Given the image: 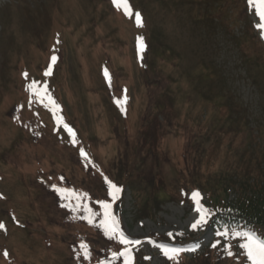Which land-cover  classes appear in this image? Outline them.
Wrapping results in <instances>:
<instances>
[{"label":"rangeland","instance_id":"obj_1","mask_svg":"<svg viewBox=\"0 0 264 264\" xmlns=\"http://www.w3.org/2000/svg\"><path fill=\"white\" fill-rule=\"evenodd\" d=\"M207 1L129 0L132 12L140 13L138 26L135 15H126L113 0H0V264H78L69 244L80 250V238L88 233L98 239V250L106 241V252L115 243L125 245L123 250L137 248L136 256L148 264H173L165 253L178 250L156 236L191 237L184 251L188 258L212 244L210 213L206 224L191 228L199 213L191 190L179 195L183 178L178 177L186 171V151L198 149L214 121L225 123L212 101L233 98L244 110L242 126L248 121L264 130V66L256 63L257 40L249 33L259 22L255 8L246 18L241 7L222 12L227 0ZM255 30L257 37L262 30ZM33 80L47 85L43 103L28 90ZM209 93L212 100L206 102ZM152 100L162 110L150 107ZM126 129L136 145L142 131L153 145L144 149L153 156H129L130 161L124 156L113 167L121 141L113 134ZM81 164L84 180L92 174L99 181L87 180L96 190L79 187L89 196L80 206L90 209L85 213L92 218L70 199L79 184L70 168ZM126 164L131 173L140 167L135 185ZM108 174L122 185L115 200L106 189L98 190ZM199 194L209 210L205 194ZM228 201L234 204V193ZM100 202L111 205L108 212L119 231L139 243H121L118 234L110 238L109 226L95 231L100 211L106 219ZM83 244L84 262H91L94 243Z\"/></svg>","mask_w":264,"mask_h":264},{"label":"trees","instance_id":"obj_2","mask_svg":"<svg viewBox=\"0 0 264 264\" xmlns=\"http://www.w3.org/2000/svg\"><path fill=\"white\" fill-rule=\"evenodd\" d=\"M207 2L213 4L209 0ZM230 6L236 8L241 7L242 15L246 18L247 16L249 17L250 6L247 0H227L221 5L222 12L226 11L227 7ZM253 32H256L255 26L251 25V31L249 33L254 35V39L257 40L258 56L256 63L258 66H264V37L261 35V32H259L258 35L256 34L257 37ZM245 55L249 59L254 57L249 51L245 52ZM191 80L192 78H190V82ZM149 82L150 81L146 82L147 86ZM210 95L211 93L206 94V99H204L206 102L212 100V98L209 97ZM222 99H225L226 103H218ZM212 105L210 107L214 112L222 114V117L225 118V123L221 125L218 121H214L201 136L202 142L197 146L198 149L193 150V152L190 151L191 155L189 151H186L184 157L186 171L181 173L178 177L183 179H181L180 185L182 187L180 190L179 185H177V192L179 190V195H181V192L187 193L191 190L192 192L202 191L205 194L208 203L211 205L209 213L211 215V227L215 230V239L212 244L205 249L203 254L200 255L198 253L195 254V257L188 258L184 255V251H186V245L191 244V237L180 234L168 235L167 237L156 236L157 240L177 246L178 252H168V256L170 257L169 261L173 264H182L185 259H187L188 264H198V261L207 264H250L244 254V250L238 247V244L242 241L232 237V230L254 231L258 236L264 237V130H262L261 127H250L248 121L247 125L242 126L244 123L242 117L244 115V110H241L234 99L227 95L226 97L219 98L217 101H212ZM154 106L162 110L161 104L158 101L155 102L152 100L150 102V107ZM147 118L148 117L145 118L143 124V131L145 132L148 121ZM226 124H229L228 130H224ZM123 132L125 134L119 133V131H115L113 134L121 139L118 153L116 152L114 159L110 161L113 167L119 165V162L124 156H126V161H130L129 156L141 155L146 160H149V158L153 156L150 149L148 151L144 149V146L152 145V143L148 141V137L145 136L142 131L137 133V135L140 133L137 137V145L140 146V148L135 143L131 142L129 138L130 131L128 129ZM153 132L154 131H152V133ZM150 136L152 138L153 135L151 134ZM143 141H145V143H143ZM132 147L139 148V150L133 151L131 150ZM191 156L193 158L192 160H190ZM116 158H118V161ZM144 164L146 163L142 165ZM126 165L128 170H130V173L127 171L128 180L132 181L133 185H135L138 179L135 173L139 171L138 169L140 167H137V170L131 173L134 169L131 165ZM84 168L85 164L73 165L70 168L72 177H75L77 180L76 182L79 183L76 184L78 187L76 185L74 186L72 190L74 194L70 196V199L71 202L80 207L81 213L86 214L85 210H82L80 204L86 201L89 196H86V191H80L79 187L85 184L88 188L96 190V186L90 184L87 180L93 179V182L99 181L98 179L95 180V175L92 174H89V178L84 180L86 178L82 170ZM150 173L151 170L148 175ZM142 174H144V171L140 172L138 186H140L141 181L143 182L144 180ZM108 181L112 184L115 182L119 188L122 187L119 177L113 178L108 174L107 179L102 182L104 183L103 187H99L98 190L101 188L106 189L107 194H109L110 187ZM80 182H82V184ZM233 193L236 198L234 204L228 201V197ZM93 200L95 199L93 198ZM66 204L69 206L70 203L68 202ZM57 205L59 204L57 203ZM72 209L74 213L78 211V208L74 209L70 207V211ZM65 211V208L59 210L61 215H64ZM87 214L92 218L91 213ZM98 217L101 221L98 222V219L96 220L97 225L95 231L105 226H109L110 229V222L102 217V211H100ZM72 221L73 220L67 216V222L70 223L71 226H73L71 224ZM70 225H66V228L68 229L71 227ZM223 232H228V235H217V233ZM110 237L113 239L111 230ZM98 238L100 239L101 237ZM80 239L82 243H79V247L83 242L89 241H92L94 245L91 246L93 250L89 252L91 262H84L86 257L82 256H87V253H85L84 249L81 247L80 250H77L75 246L73 247L74 242L70 241L69 245H71L70 250H72V252L77 254H79L80 251L82 252V254H79L81 256L76 258V255L71 252L73 256L72 260L76 261L78 264H148L144 256H136L138 252L137 248L131 250L126 248L123 250L126 247L125 245L120 244L117 246L115 243V247L106 252L105 250L108 249L107 241L106 244L103 245V248L99 250L97 249L98 246L97 248L94 247L98 243V239L94 238V233L91 235L88 233ZM213 244L216 246L213 247ZM229 244L231 245L232 255H228L226 251ZM121 251L123 256H118ZM114 253L116 255H113ZM114 256H117V258Z\"/></svg>","mask_w":264,"mask_h":264},{"label":"snow or ice","instance_id":"obj_3","mask_svg":"<svg viewBox=\"0 0 264 264\" xmlns=\"http://www.w3.org/2000/svg\"><path fill=\"white\" fill-rule=\"evenodd\" d=\"M248 2H249L250 7L255 8V15L259 18V22L255 26L258 29L262 30L261 35L264 36V0H248ZM113 3L117 7H122L126 15L132 16L134 14L137 25L142 26L140 13L132 12L129 0H113ZM138 40H142V38H138ZM55 60H56V56L54 55L52 57V61L55 62ZM50 72H51V67L49 68L48 72L45 73V75L50 74ZM105 76L106 78L108 77L106 70H105ZM28 90L32 93V95L37 97V100L40 103H43L45 97L48 96L47 85L46 84L41 85L40 82L35 81V80H33L28 85ZM51 103L54 104V101H51ZM64 127L69 131L70 134H72L71 129H68L67 125H65ZM81 154L86 157V154L83 153V150H81ZM108 183L110 187L109 195L112 196L113 200H115L118 198V194L120 193L121 189L115 184H112L110 181H108ZM57 191H66V190L58 189ZM199 196H200L199 192L192 193V199L196 203V211L199 213V217L191 224V228L193 230H196L198 227H202L204 224H206L207 216L209 215V210L204 208L203 205L199 203V199H198ZM100 203L102 207L105 209L106 221L107 220L111 221V224H110L111 232L113 234L119 235L120 242L121 243H139V241H133V240L128 239L127 237L124 236L122 231H119V228H118L119 222L114 217H111L110 213L108 212V210L111 208V205L105 202H100ZM85 210L90 211V209H85ZM0 227H2V225H0ZM217 235L227 236L228 232L217 233ZM232 237L238 238L240 241H242L241 243L238 244V247L244 250V254L246 255L250 264H264V237L258 236L254 231L250 232V231H236V230H232ZM215 246L216 245L213 244V247ZM81 248L86 250L87 246L84 244H81ZM172 251L178 252L179 250L173 249ZM226 251L228 255H232L230 244L226 248ZM165 254L167 255L168 253H165ZM5 255H7V253H5ZM113 255H116V254L114 253Z\"/></svg>","mask_w":264,"mask_h":264}]
</instances>
